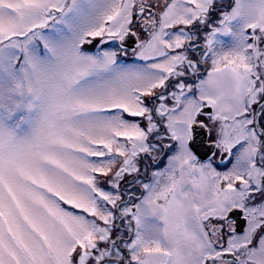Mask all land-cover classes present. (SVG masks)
<instances>
[{
	"label": "snow or ice",
	"instance_id": "6c2138e0",
	"mask_svg": "<svg viewBox=\"0 0 264 264\" xmlns=\"http://www.w3.org/2000/svg\"><path fill=\"white\" fill-rule=\"evenodd\" d=\"M0 264H264V0H0Z\"/></svg>",
	"mask_w": 264,
	"mask_h": 264
}]
</instances>
